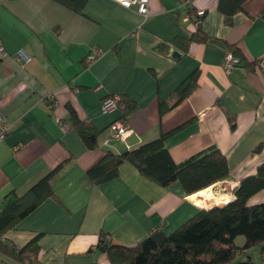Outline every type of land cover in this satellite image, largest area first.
<instances>
[{"label":"crops","instance_id":"0c3cea01","mask_svg":"<svg viewBox=\"0 0 264 264\" xmlns=\"http://www.w3.org/2000/svg\"><path fill=\"white\" fill-rule=\"evenodd\" d=\"M218 1L149 0L143 19L116 0H86L81 13L57 0H0V46L7 53L0 58V110L11 123L0 142V201L10 192L23 195L61 166L53 195L3 241L20 248L39 235V264H111L97 248L101 234L125 246L156 227L169 234L199 209L226 204L256 173L264 162V72L255 62L264 55V0H245L231 24ZM200 9L205 14L196 23ZM198 27L206 39L185 44ZM20 49L29 62L16 58ZM234 49L242 62L226 71L224 57ZM93 51L99 54L86 62ZM193 73L195 87L177 101V87ZM112 95L136 104L125 139L109 128L124 103L101 110ZM71 111L101 130L95 149L62 128ZM162 134L177 163L220 150L229 177L189 195L177 181L162 187L147 180L130 163L103 183L89 179L88 169L107 151L118 154ZM202 191L219 200L204 201ZM247 202L264 203V188ZM0 264L22 263L0 253Z\"/></svg>","mask_w":264,"mask_h":264},{"label":"trees","instance_id":"16d2710c","mask_svg":"<svg viewBox=\"0 0 264 264\" xmlns=\"http://www.w3.org/2000/svg\"><path fill=\"white\" fill-rule=\"evenodd\" d=\"M76 12L81 13L86 0H57ZM245 0H219L217 9L231 24L232 16L243 9ZM199 23V21L197 22ZM206 36L198 27L187 39L204 40ZM232 55L238 57V49ZM239 63L242 59L238 57ZM257 64V60L255 61ZM195 74L184 79L176 89L177 101L195 87ZM124 103L121 119L136 109V104L128 98H120ZM67 128L75 130L88 149L97 147L101 133L88 121L80 120L71 111ZM166 134L143 143L133 149L115 154L107 151L104 157L87 171L89 179L100 184L115 178L119 167L132 164L147 180L167 187L179 182L186 194H193L229 177V167L225 155L216 148L201 151L183 162H175L166 145ZM262 144L255 147L259 151ZM61 166L49 172L33 184L23 195L10 192L0 201V253L22 264H39V235H35L25 245L17 248L1 236L13 228L45 198L53 195L52 178ZM264 188V162L257 167L254 175L243 178L234 191L233 198L222 206L199 209L191 218L175 230L166 234L162 227H156L142 240L132 246L114 244L105 234L99 236L97 248L107 254L111 264H264V203L248 204V199ZM244 236L245 243L236 246L237 236ZM259 247L261 261L255 262L246 256L249 249Z\"/></svg>","mask_w":264,"mask_h":264},{"label":"built area","instance_id":"2783aa9c","mask_svg":"<svg viewBox=\"0 0 264 264\" xmlns=\"http://www.w3.org/2000/svg\"><path fill=\"white\" fill-rule=\"evenodd\" d=\"M120 5L127 8H134L142 17L146 19L149 15V0H116ZM192 0H182L184 5H189ZM205 14L204 9L196 10L194 14V21L197 23L199 18ZM99 54V51L90 52L86 57V62L93 61L96 56ZM7 55L6 51L0 46V58H3ZM16 58L22 61L23 63H27L30 61L31 57L23 50L20 49ZM239 64V59L232 55V53H227L224 57L223 67L226 71H229L233 66ZM257 67L260 71L264 72V55L261 56L257 60ZM120 95H112L107 96L102 100L101 110L103 112H110L115 110L118 107V100ZM55 104V102H51V105ZM10 122L6 119L4 114L0 110V142L4 140L5 136L9 132ZM62 128H67L66 124L61 125ZM113 135L119 139H125L132 130L128 127L126 122L122 121H114L109 126Z\"/></svg>","mask_w":264,"mask_h":264},{"label":"rangeland","instance_id":"374dc122","mask_svg":"<svg viewBox=\"0 0 264 264\" xmlns=\"http://www.w3.org/2000/svg\"><path fill=\"white\" fill-rule=\"evenodd\" d=\"M234 243L236 246H242L245 243L244 236H241V235L237 236L234 240ZM246 256H249L255 262L261 261L260 254H259V247H253L249 249Z\"/></svg>","mask_w":264,"mask_h":264},{"label":"bare ground","instance_id":"6f19581e","mask_svg":"<svg viewBox=\"0 0 264 264\" xmlns=\"http://www.w3.org/2000/svg\"><path fill=\"white\" fill-rule=\"evenodd\" d=\"M203 191L201 192V197H202V199L205 201V200H207V201H218L219 199H217L215 196H213L212 194L211 195H203ZM226 198H228L229 199V197L228 196H225Z\"/></svg>","mask_w":264,"mask_h":264},{"label":"water","instance_id":"95a60500","mask_svg":"<svg viewBox=\"0 0 264 264\" xmlns=\"http://www.w3.org/2000/svg\"><path fill=\"white\" fill-rule=\"evenodd\" d=\"M173 55H174V56H178L179 53H177V52H173Z\"/></svg>","mask_w":264,"mask_h":264}]
</instances>
